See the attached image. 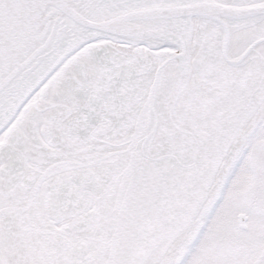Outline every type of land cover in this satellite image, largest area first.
Masks as SVG:
<instances>
[{
    "label": "snow or ice",
    "instance_id": "obj_1",
    "mask_svg": "<svg viewBox=\"0 0 264 264\" xmlns=\"http://www.w3.org/2000/svg\"><path fill=\"white\" fill-rule=\"evenodd\" d=\"M0 264H264V0H0Z\"/></svg>",
    "mask_w": 264,
    "mask_h": 264
}]
</instances>
